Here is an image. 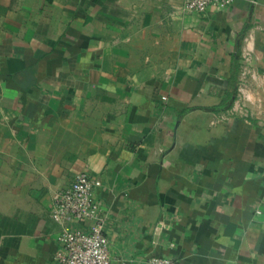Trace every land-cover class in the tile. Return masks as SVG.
I'll use <instances>...</instances> for the list:
<instances>
[{
	"label": "crops",
	"instance_id": "crops-1",
	"mask_svg": "<svg viewBox=\"0 0 264 264\" xmlns=\"http://www.w3.org/2000/svg\"><path fill=\"white\" fill-rule=\"evenodd\" d=\"M184 4L0 0V264H59L82 171L110 264H264V0Z\"/></svg>",
	"mask_w": 264,
	"mask_h": 264
},
{
	"label": "built area",
	"instance_id": "built-area-1",
	"mask_svg": "<svg viewBox=\"0 0 264 264\" xmlns=\"http://www.w3.org/2000/svg\"><path fill=\"white\" fill-rule=\"evenodd\" d=\"M235 1L185 0L184 9L187 12L203 13L209 7L225 8ZM96 184L99 182L82 171L77 174L70 186L60 190L53 198L52 218L60 223L66 220L78 224V226L64 224L58 238L62 246L59 264H110L105 222L100 214V203L94 197ZM148 264L175 262L170 256L154 255Z\"/></svg>",
	"mask_w": 264,
	"mask_h": 264
}]
</instances>
